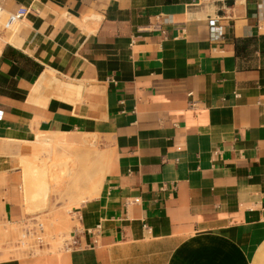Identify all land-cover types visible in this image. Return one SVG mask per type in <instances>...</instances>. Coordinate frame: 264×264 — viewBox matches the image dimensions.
Returning a JSON list of instances; mask_svg holds the SVG:
<instances>
[{
    "label": "crops",
    "instance_id": "obj_1",
    "mask_svg": "<svg viewBox=\"0 0 264 264\" xmlns=\"http://www.w3.org/2000/svg\"><path fill=\"white\" fill-rule=\"evenodd\" d=\"M20 5L0 39V222L33 218L15 202L38 135H91L110 159L70 250L0 264H264V0H0Z\"/></svg>",
    "mask_w": 264,
    "mask_h": 264
},
{
    "label": "rangeland",
    "instance_id": "obj_2",
    "mask_svg": "<svg viewBox=\"0 0 264 264\" xmlns=\"http://www.w3.org/2000/svg\"><path fill=\"white\" fill-rule=\"evenodd\" d=\"M6 18L7 14L5 12L0 13V39L3 40L8 39L13 33V30L3 27ZM2 34H5L4 38L1 37ZM63 137L66 138L65 136ZM83 139L84 141H82ZM36 140L32 143L34 147L31 154L19 156L18 158L21 168L18 184L21 186V189L18 194L16 193L15 204L20 209L23 217L33 216L32 219L40 222L42 224V231L36 230L34 234L24 237L22 235L23 224L21 222H0V253L2 254L0 259L9 258L11 255L25 256L31 253H55L58 250H64L62 248L64 239L68 238L71 226L75 223L71 221V214L80 204H74L73 198L77 195H82L83 190L81 189L80 194L72 193L75 190L69 179L70 177L64 171L66 170L65 166H49L50 154H46L48 151L42 152L41 145L37 144ZM78 141L82 142V144L79 143L80 150H93L96 151L98 156L106 158L101 164L98 161H95L96 165L95 163L88 164L90 166L88 178L90 179L97 168H107L110 156L101 148L98 140L91 135H80ZM39 151L41 152L37 155L36 153ZM28 165L31 174L28 173L29 171H26ZM35 171L45 172L43 178H45L46 183L49 185L47 201L42 202L41 198L38 197L39 195L31 194L30 197L26 196L25 189L27 186L25 179L27 177L34 179L36 177ZM94 194H84L83 197L87 199Z\"/></svg>",
    "mask_w": 264,
    "mask_h": 264
},
{
    "label": "bare ground",
    "instance_id": "obj_3",
    "mask_svg": "<svg viewBox=\"0 0 264 264\" xmlns=\"http://www.w3.org/2000/svg\"><path fill=\"white\" fill-rule=\"evenodd\" d=\"M3 12L4 11L0 9V13ZM82 141H84V139ZM36 142L41 145L42 152L48 151L46 154H50L49 166H65L66 170L64 171L66 175L70 177L69 179L75 190V192L73 191L72 193L80 194L81 189L83 190L82 195H77L73 198L74 204L78 205L83 202L85 200L83 197L84 194L92 195L98 191L107 170L99 167L93 172L89 179L90 166H88V164H94L95 161L101 164L104 159L106 160L104 156H98L96 151L93 150H80L79 143L82 144V142L76 139L64 138L62 134L42 133L37 136ZM40 152L41 151L36 154L38 155ZM26 171H29V165ZM28 173L31 174V171ZM35 174L36 177H34V179L30 177L25 179L27 186L25 189L26 196L30 197L31 194L39 195L38 197L41 198L42 202L47 201L49 196V185L46 183L45 178H43L45 172L35 171Z\"/></svg>",
    "mask_w": 264,
    "mask_h": 264
},
{
    "label": "built area",
    "instance_id": "obj_4",
    "mask_svg": "<svg viewBox=\"0 0 264 264\" xmlns=\"http://www.w3.org/2000/svg\"><path fill=\"white\" fill-rule=\"evenodd\" d=\"M29 10H30V6L20 5L15 12L9 13L7 15L3 27L5 29L13 30L14 32L18 27V25L20 24L21 20L25 17V15L28 13ZM214 22H215L214 19L209 20V28L211 32L214 31ZM21 223L23 224L22 235L24 237L30 234H34L36 230L42 231V224L40 222H36L35 219L29 218ZM74 245H75V237H74V233H71V235L69 234L68 238L64 239L62 248L64 250H70Z\"/></svg>",
    "mask_w": 264,
    "mask_h": 264
}]
</instances>
